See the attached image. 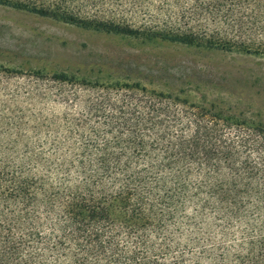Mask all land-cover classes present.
<instances>
[{
	"label": "trees",
	"instance_id": "trees-1",
	"mask_svg": "<svg viewBox=\"0 0 264 264\" xmlns=\"http://www.w3.org/2000/svg\"><path fill=\"white\" fill-rule=\"evenodd\" d=\"M0 4L187 46L228 45L218 30L243 25L264 37V0ZM124 11L154 16L134 29L111 20ZM29 75L40 108L0 101V264H264V120L140 83Z\"/></svg>",
	"mask_w": 264,
	"mask_h": 264
},
{
	"label": "rangeland",
	"instance_id": "rangeland-1",
	"mask_svg": "<svg viewBox=\"0 0 264 264\" xmlns=\"http://www.w3.org/2000/svg\"><path fill=\"white\" fill-rule=\"evenodd\" d=\"M10 1L40 6L42 0ZM116 14L111 20L134 29H145L151 25L148 17L154 16L153 11L147 17L140 11ZM192 25L201 34L204 28ZM225 31L220 28L216 39L228 45L187 46L109 34L0 4V70L11 72L0 74V101H6L9 110L38 109L41 106L31 107L25 97L35 87L29 74L66 72L100 77L106 83H140L148 92L191 103L216 102L241 110L251 119L264 120V37L247 25ZM49 109L62 112L56 102Z\"/></svg>",
	"mask_w": 264,
	"mask_h": 264
}]
</instances>
